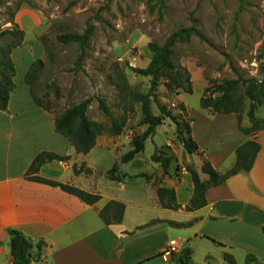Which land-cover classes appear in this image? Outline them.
Listing matches in <instances>:
<instances>
[{
    "label": "crops",
    "instance_id": "obj_1",
    "mask_svg": "<svg viewBox=\"0 0 264 264\" xmlns=\"http://www.w3.org/2000/svg\"><path fill=\"white\" fill-rule=\"evenodd\" d=\"M26 43L13 51L16 89L8 111L0 110V264H13L11 229L33 244L44 243L41 259L31 264H157L159 260L170 264L171 257L165 254L170 240L188 245L193 236H199L197 232L204 231V225L210 232L206 235L214 237V222L226 232L220 241L233 257L245 252L264 264L260 250L264 247V129L256 134L260 150L252 169L208 190L207 206L188 212L195 191L190 166L202 181L209 180L202 171L204 161L226 174L236 163L237 149L251 139L240 130L238 116L215 115L203 108L191 110L184 103L188 116L194 119L190 126L199 152L189 154L181 144L179 156L174 143L166 141L173 157L167 175L145 152L124 164L122 157L127 152L110 138H97L87 155L80 154L56 132L54 115L32 98L25 76L34 61L43 57L44 49L39 42L29 47L31 57L27 51L21 52L28 48ZM248 123L243 119L242 127L250 128ZM43 152L68 160L49 162L36 175L28 176L34 159ZM148 160L158 168L148 167ZM114 167L117 175L125 176L121 182L107 177ZM139 174L149 176L150 182ZM33 176L77 188L100 200L88 205L60 187L33 181ZM159 187L173 189L181 209L164 208ZM110 202L125 206L119 224L107 225L100 217Z\"/></svg>",
    "mask_w": 264,
    "mask_h": 264
},
{
    "label": "rangeland",
    "instance_id": "obj_2",
    "mask_svg": "<svg viewBox=\"0 0 264 264\" xmlns=\"http://www.w3.org/2000/svg\"><path fill=\"white\" fill-rule=\"evenodd\" d=\"M193 24L200 36L174 49L176 64L191 74L193 93H171L166 80H158L151 109L164 121L153 140L146 143L145 155H153L156 146L170 154L166 141H171L182 156L176 125L161 114L160 106L191 123L186 107L182 111L180 104L201 110V99L213 83L238 78L264 83V0H0V34L6 30L22 32L24 40L19 47L27 41L28 48L21 52L27 51L30 56L29 47L36 43L44 49L40 59L43 73L32 88L36 99L54 116L93 99L88 110L91 121L104 128L122 126L120 135L104 131L98 138L115 140L124 152L131 149L132 139L148 128L142 124L141 103L135 96L150 92L152 77L135 70L149 66L153 57L149 44H163L170 35ZM89 25L93 26V35L83 51L76 43L57 40L63 34L83 35ZM17 40L13 36L0 37V50ZM238 94L243 99L242 118L249 125L250 101L244 88ZM99 99L110 108V115L100 109ZM256 117L255 131L248 135L255 141L256 131L264 127V103L258 105ZM147 166L158 168L150 160ZM203 228L188 245L182 242L181 253L171 255L170 264H180L185 248L191 250V264H229L225 255L230 251L220 241L226 232L216 222L214 237L208 236L207 225ZM260 250L264 252V247ZM250 256L240 252L234 259L236 264L263 263L255 256L248 261ZM157 264L166 263L159 260Z\"/></svg>",
    "mask_w": 264,
    "mask_h": 264
},
{
    "label": "trees",
    "instance_id": "obj_3",
    "mask_svg": "<svg viewBox=\"0 0 264 264\" xmlns=\"http://www.w3.org/2000/svg\"><path fill=\"white\" fill-rule=\"evenodd\" d=\"M92 35L93 26L89 25L83 35L63 34L59 35L57 40L63 44L76 43L83 51ZM3 36H13L18 38L17 43L13 46H8L6 49L0 50V110L8 111L11 96L16 89V67L12 60V54L13 51L23 42L24 34L18 31L6 30L0 34V37ZM193 36H200V32L195 24L173 33L163 44H149V50L153 56L149 66L146 69L135 70L139 75L152 77L150 92L146 95L139 94L135 96L136 101L141 103L142 124L147 125L148 128L142 135H137L132 139L130 143L131 149L122 157V162L124 164L133 161L137 155L145 152L147 141L156 136L157 128L163 124L164 119L162 117L154 116L151 109L152 99H156L155 92L158 87V80L164 78L166 80L165 86L171 93H176L177 95H179L180 92L186 94L193 93L191 74L188 70L179 67L176 64L174 50L178 44L188 43ZM82 57L83 54L80 59ZM43 67L42 60L34 62L27 72L25 80L31 88V94L35 104L44 110L51 112L36 99L32 91L33 85L39 80L43 73ZM241 88L245 89V96L250 101V108L247 116L253 126L247 129L242 127L243 99L238 94V91ZM92 102L93 99H86L54 116V128L56 132L65 136L76 151L84 155H87L94 148L98 136L104 131L113 136H118L122 133V126L120 125L114 124L110 127L104 128L100 124L90 120L88 110ZM99 103L100 109H102L105 114L110 115V108L106 105L105 101L99 99ZM263 103L264 83L255 79L243 80L242 78L229 80L222 84L213 83L212 86L205 90L201 99V107L204 110L210 111L212 114H236L239 119V128L246 135H250L252 131H255L254 125L257 122L256 110L258 105ZM180 107L182 111H185V105L183 103L180 104ZM160 111L164 117L170 119L176 125L177 138L185 150L189 154L198 153L199 146L192 137L190 123H185L179 114H174L172 111H168L164 106H160ZM192 121H194L193 118H191V122ZM263 129L264 127L258 129L256 132L258 133ZM259 150L260 145L255 140H248L241 145L236 151L235 165L226 174L217 172L208 161H204L202 171L209 176V180L207 181H202L199 173L196 170L189 168L193 177L195 191L186 210L188 212H193L206 207L208 204L206 198L208 190L223 185L230 177L235 176L238 173L249 172L254 165ZM55 160L66 161L68 160V157L59 156L50 152H43L34 159L28 170V176L31 174L36 175L42 166ZM151 161L159 164L163 169L164 174L167 175L169 174L173 163V157L156 146ZM75 172L78 173L76 168ZM117 172V167H114L107 173V177L111 180L121 182L125 176H119L117 175ZM139 177H145L148 182L151 180V178L145 174H139ZM32 180L54 187H60L65 192L80 198L88 205H94L100 200L99 196L89 194L68 185L45 180L38 176H33ZM158 195L160 203L164 208L172 210L181 209V206L177 203L176 194L173 189L159 187ZM124 212L125 206L123 204L110 202L106 208L100 212V217L107 225L113 223L119 224L123 220ZM262 231L264 233V228ZM9 234L11 238L10 247L13 264H31L32 261L37 262L41 259L44 247L42 241L33 244L18 230L11 229L9 230ZM34 250L36 252H34ZM191 259V250L185 248L179 259L180 264H191ZM225 259L229 264H236L234 257L230 254H226ZM254 259L253 256H250L248 261Z\"/></svg>",
    "mask_w": 264,
    "mask_h": 264
},
{
    "label": "built area",
    "instance_id": "obj_4",
    "mask_svg": "<svg viewBox=\"0 0 264 264\" xmlns=\"http://www.w3.org/2000/svg\"><path fill=\"white\" fill-rule=\"evenodd\" d=\"M181 251L182 242H180L178 239H172L168 244L167 252L165 254L170 257L174 253H181Z\"/></svg>",
    "mask_w": 264,
    "mask_h": 264
}]
</instances>
